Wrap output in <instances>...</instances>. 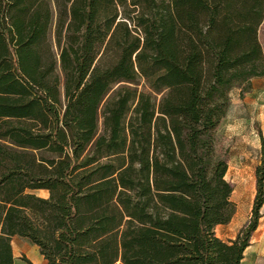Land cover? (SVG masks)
Wrapping results in <instances>:
<instances>
[{"label":"trees","instance_id":"obj_1","mask_svg":"<svg viewBox=\"0 0 264 264\" xmlns=\"http://www.w3.org/2000/svg\"><path fill=\"white\" fill-rule=\"evenodd\" d=\"M263 19L264 0H0V264L14 237L47 264H242L264 140L250 221L225 242L215 132L264 77Z\"/></svg>","mask_w":264,"mask_h":264},{"label":"rangeland","instance_id":"obj_2","mask_svg":"<svg viewBox=\"0 0 264 264\" xmlns=\"http://www.w3.org/2000/svg\"><path fill=\"white\" fill-rule=\"evenodd\" d=\"M258 40L264 55V19L258 30ZM105 60L110 61L108 57ZM58 73L62 76L60 67ZM139 83V88L145 89L143 78L139 79ZM244 87L245 85L237 86L231 91L229 111L215 132L216 154L228 161L226 180L233 187L231 201L236 206V214L231 223L216 229V235L225 242L235 240L250 221L257 193V168L261 165L262 139L264 140V77L252 79L251 89L242 98ZM107 130L108 125L102 116L101 134L106 135ZM35 194L42 198L49 196L45 191H37ZM261 214L258 230L252 237L243 264H264V207ZM33 246L27 240L15 243V248L21 254L22 250L31 249Z\"/></svg>","mask_w":264,"mask_h":264},{"label":"crops","instance_id":"obj_3","mask_svg":"<svg viewBox=\"0 0 264 264\" xmlns=\"http://www.w3.org/2000/svg\"><path fill=\"white\" fill-rule=\"evenodd\" d=\"M20 240H24V239H21L19 237H14L13 241H12L14 258H15V263L14 264H27L24 261H22L23 255H25L26 258L32 264H47V262L44 259V257L40 254L39 248L36 247V246L35 247L33 246V248L28 249V250H26V249L22 250V254H21L19 249L15 248V243H20ZM24 245H26V244L24 243ZM244 260H243V262H244ZM243 262H242V264H243Z\"/></svg>","mask_w":264,"mask_h":264}]
</instances>
